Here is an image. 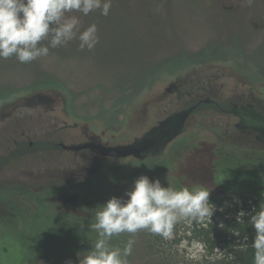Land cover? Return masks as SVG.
<instances>
[{
	"label": "rangeland",
	"instance_id": "obj_1",
	"mask_svg": "<svg viewBox=\"0 0 264 264\" xmlns=\"http://www.w3.org/2000/svg\"><path fill=\"white\" fill-rule=\"evenodd\" d=\"M70 15L79 17L81 31L96 25L99 43L92 51L80 50L79 40L74 39L31 63H20L14 56L0 59V101H7L9 95L15 97L7 105L0 104V145L7 143V127L14 117L1 115L21 105L27 116L19 132L23 131L28 141L43 140L65 121L76 127L57 130L52 139L68 140L69 135V141L126 142L150 124L154 111L151 102L156 101L159 108L167 102L159 98L158 85L147 86L138 80L146 81L155 71L173 70L181 56L208 64L207 78L201 85L212 98L223 100V96L234 95V90L251 89L252 84L236 85L247 83L241 77L245 71L249 83L264 80V0H254L251 7L246 0H111L107 16L99 11ZM249 100L264 109V87L255 84ZM39 114L47 117L45 124H39ZM214 119L215 115L193 116L194 129L187 133H192V138L195 135L196 142L168 149L159 159L143 165L99 161L88 176L98 159L79 154L84 163L69 166L68 184L65 168L59 164L62 157L54 152L12 164L0 177L9 182L0 188V214L23 201L28 217L34 213L40 193L45 201L34 217L20 224L19 231L0 220V264H30L24 262L26 248L35 262L46 264L67 261L69 252L79 249L86 248L88 254L94 237H98L91 228L95 216L87 222L86 232L78 231L68 217L58 215L69 212L88 218L113 196L122 197L131 190L141 175L158 178L162 186L178 190L206 187L215 211H226L228 219L238 217L244 211L242 200L264 184V159L255 160L244 153L237 159L226 150L227 135L219 138L223 145L213 146L211 129L219 127ZM46 170L60 175L46 174ZM16 180L21 184L12 183ZM213 224V220L204 224L182 221L170 240L141 231L132 237L136 243L129 264H152L155 259L164 264H223L224 251L211 248L213 244L205 243L202 235L212 231ZM121 236L113 237L110 244L125 245L130 234ZM234 237L238 246L245 242L241 234Z\"/></svg>",
	"mask_w": 264,
	"mask_h": 264
},
{
	"label": "clouds",
	"instance_id": "obj_2",
	"mask_svg": "<svg viewBox=\"0 0 264 264\" xmlns=\"http://www.w3.org/2000/svg\"><path fill=\"white\" fill-rule=\"evenodd\" d=\"M246 3L251 7L254 0H246ZM110 9L111 0H0V59L14 56L20 63H31L48 56L50 49L74 39L79 40L80 50L92 51L99 43L96 25L81 31L79 17L70 14L78 12L87 16L99 11L107 16ZM210 194L203 186L178 190L162 186L158 178L151 180L141 175L122 197L113 196L98 206L95 223L91 225L98 238L80 264H129L128 257L136 243L132 237L137 233L147 231L170 240L175 235L176 225L182 221L211 222L216 209L209 202ZM245 215L241 211L238 218ZM248 223L255 231L251 243L253 264H264V207L255 211ZM124 233L130 234V238L123 248L110 244L113 237ZM243 240L247 242L248 236ZM199 247L203 249L204 245Z\"/></svg>",
	"mask_w": 264,
	"mask_h": 264
},
{
	"label": "flooded vegetation",
	"instance_id": "obj_3",
	"mask_svg": "<svg viewBox=\"0 0 264 264\" xmlns=\"http://www.w3.org/2000/svg\"><path fill=\"white\" fill-rule=\"evenodd\" d=\"M239 55V54H238ZM202 57V56H200ZM199 57V58H200ZM188 59V60H187ZM242 60V58H241ZM176 68L173 70H159L155 71V74L149 75L146 78V81L141 83H146L147 86L153 85L159 87V98H161V101H164L166 99V103L163 105V107L159 108L157 107V102L153 101L150 103V106L153 107L154 111L152 112L153 116L152 119L149 121L150 124H146L145 127H143V131L133 136L130 140L122 143H110V142H102V140H94V139H85L80 141H69V135L68 140H54L51 138L52 134L56 132L57 130L68 131V129L76 127V125L69 126L66 124L65 121H62L61 126L58 128H55L56 130H53L51 133H46L45 138L39 142L34 141H28L24 137V132L21 131L23 128V120L26 118V114L24 113L25 108H23V105L14 107L11 112L3 113L1 117L13 115V120L8 124V131L7 138H6V144L0 145V177H4V173L8 168L11 167L12 164H21L22 162H25V159L28 156L33 155H41L43 152H54L55 154H59L62 158L60 160L59 164L61 167L65 168V177L64 180L69 183V166H72L73 164H83L84 160L81 158H78L77 156L79 154H88L94 158L98 159L97 164L95 165L94 169L89 172L88 176L92 174L98 167L99 161H108L112 162L116 160L117 162H128L131 161L133 163V166L137 165H143L151 160L159 159L164 155V153L169 149V151L176 150L182 145H185L189 142H196V136L192 138V133H187L192 128L194 129V123L191 122L193 116H204V115H215V122L214 125H219V127L215 130L214 127L212 130V135H214V139H210L213 142V146L219 147L220 145H223L224 141L219 139L223 135H227L229 140L225 141V147L226 150H229L231 155H234L235 157H238L241 155V153H244L248 155L250 158L255 157V160H263L264 159V137L261 136V134L255 130H252V127L263 128L264 129V109H260L255 106L256 102H251L249 100L250 93L253 91V88H255V84L258 86L264 87V80L256 81L249 83L248 77L249 73L244 72L241 77L245 79L247 83H236V85H244V84H252L251 89L248 90H240L236 93L234 90V95H229V97L223 96V100L220 98H212L207 95L206 89L202 87V83H205V80L207 78L206 76V67H208V64L206 62L198 64V58H187L185 56L178 57L176 59ZM195 62V63H194ZM235 64L236 57H235ZM244 62V60H243ZM239 65V64H238ZM240 66V65H239ZM244 70H248L247 68H244L241 66ZM153 72V71H151ZM223 76V75H222ZM195 80L194 84L192 83V80ZM161 82V83H159ZM215 82L211 81V83ZM259 82V83H258ZM199 83L198 85H196ZM195 85V87L192 86ZM191 87L189 90L180 91L183 87ZM157 87V88H158ZM236 96L238 98H236ZM15 97L13 95H9L5 97V99H8L7 101H0V104H8L10 101H14ZM260 99V98H259ZM261 101V100H259ZM154 103H156L154 105ZM262 103L264 104V100H262ZM154 105V106H153ZM190 106H195L193 111L189 114L188 118L186 119L182 132L179 136L174 138L165 148L164 152L159 156H151L148 155L144 160L138 161L136 159H133L131 157H126L122 159H115V158H103L96 154L91 153L88 149H82L78 151L69 150L67 147L72 145H77L81 143H85L88 141H97L104 145H121V144H127L132 142L134 139L141 137L146 131H148L153 126L157 125L158 122L165 119L166 117L170 116L171 114L178 112L180 110L186 109ZM17 110V112H14ZM47 117L43 118L41 114H39L38 122L45 124V121H48ZM11 130V131H10ZM42 130V126H40L39 131ZM196 131V130H194ZM191 132V131H190ZM59 136V135H58ZM55 141V142H54ZM224 147V148H225ZM236 152V153H235ZM229 153V152H228ZM110 159V160H109ZM258 162V161H255ZM239 164V160L236 162ZM264 163V162H263ZM240 165V164H239ZM46 174H54V175H60V172L57 174L53 170L51 171H45ZM56 173V174H55ZM252 176L255 177L253 174ZM262 176V175H257ZM20 180H16L17 183L21 184L19 182ZM5 183H9L7 180L2 179L0 180V188L5 186ZM37 195V194H36ZM35 195V196H36ZM39 195V193H38ZM34 196V197H35ZM39 201L35 202V211L37 212L39 208V204L45 201V198L43 197V194L40 193L39 195ZM44 205V204H43ZM25 205L23 201L21 204L17 205V208L11 206L10 210L5 214H0V220L11 223L9 225L14 226L12 229H15L16 231L21 230L20 224H23V222L26 219L25 214ZM31 215V214H30ZM29 215V216H30ZM28 216V217H29ZM65 216H69V212L65 214Z\"/></svg>",
	"mask_w": 264,
	"mask_h": 264
},
{
	"label": "trees",
	"instance_id": "obj_4",
	"mask_svg": "<svg viewBox=\"0 0 264 264\" xmlns=\"http://www.w3.org/2000/svg\"><path fill=\"white\" fill-rule=\"evenodd\" d=\"M145 172V171H144ZM149 173L148 171H146ZM248 192V191H247ZM251 192V191H250ZM43 205V202L39 204V207ZM231 206H233L231 204ZM244 208V211L247 212V215H245L243 218L233 217L232 219H228L225 216H228V213L224 211L223 213H219L218 211L214 212V215L212 217V220L214 221L213 226L211 227L212 231H209V233H203L202 235L205 236V243L208 242V244L211 242L213 246L211 248H218L220 250L224 251V257L221 259L223 264H253V255L254 250L251 248L252 240L255 236V231L252 228L251 224L248 223L250 216L255 214V211H259L261 207H264V184L261 186L255 188L250 193V197L242 200V205ZM230 209V208H229ZM230 212L232 214L236 213V210L231 208ZM42 213V212H41ZM36 214V211L34 213H31L29 217H26V220H29V218L34 217ZM53 216V214H50ZM61 217H68L70 222L73 223L78 231L84 230L87 232V222L91 220L94 215H90V217L85 218L82 216H77L69 213V216H65V214L58 215ZM211 225H209L210 227ZM239 232L243 237L245 235L248 236L247 242H244L242 245L238 246L234 243L235 237L234 235ZM93 233H96L93 230ZM211 233V234H210ZM121 238H123L120 235ZM79 239L81 237H78ZM98 237H94V241L97 240ZM204 238V237H203ZM247 243V247H244V244ZM81 245V244H80ZM78 245V246H80ZM114 247H120L123 248L124 245H112ZM86 249V248H85ZM75 250L69 252V259L67 261H62L61 259L58 260L56 263L53 264H67V262H71V264H80V260L83 259L85 255H87L86 250ZM230 257H234V259H230ZM27 261L30 262V264H46L42 263L40 261L35 262L29 254V249L26 248V252L24 255V262ZM155 262L152 264H164L162 261L155 259Z\"/></svg>",
	"mask_w": 264,
	"mask_h": 264
},
{
	"label": "water",
	"instance_id": "obj_5",
	"mask_svg": "<svg viewBox=\"0 0 264 264\" xmlns=\"http://www.w3.org/2000/svg\"><path fill=\"white\" fill-rule=\"evenodd\" d=\"M195 106H190L166 117L157 125L146 131L141 137L132 142L121 145H104L97 141L67 147L69 150L88 149L91 153L103 158L122 159L131 157L138 161L144 160L148 155L153 157L161 155L166 146L182 132L184 123ZM264 137V129L252 127Z\"/></svg>",
	"mask_w": 264,
	"mask_h": 264
}]
</instances>
